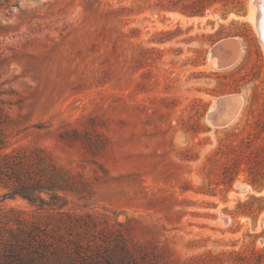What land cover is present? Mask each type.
<instances>
[{"label": "rangeland", "instance_id": "obj_1", "mask_svg": "<svg viewBox=\"0 0 264 264\" xmlns=\"http://www.w3.org/2000/svg\"><path fill=\"white\" fill-rule=\"evenodd\" d=\"M251 5L0 0L5 150L45 149L83 190L65 208L126 222L167 264L207 252L206 264H264V51ZM225 96L231 119L218 125L208 115ZM10 206L31 211L0 200Z\"/></svg>", "mask_w": 264, "mask_h": 264}, {"label": "trees", "instance_id": "obj_2", "mask_svg": "<svg viewBox=\"0 0 264 264\" xmlns=\"http://www.w3.org/2000/svg\"><path fill=\"white\" fill-rule=\"evenodd\" d=\"M7 119L0 100V200L19 197L31 211L0 207V264H167L164 248L130 235L124 230L126 222L101 223L91 213L65 208L68 195L82 193L78 182L41 147L6 151L2 126ZM207 257L217 255L196 254L182 264H206Z\"/></svg>", "mask_w": 264, "mask_h": 264}, {"label": "water", "instance_id": "obj_3", "mask_svg": "<svg viewBox=\"0 0 264 264\" xmlns=\"http://www.w3.org/2000/svg\"><path fill=\"white\" fill-rule=\"evenodd\" d=\"M253 2L257 5V10L255 12V27H256V30H257L258 40L263 45V51H264V0H253ZM219 54H221V52ZM216 105H217V107L212 110L213 112H216V114L214 116L215 119L217 120L216 123L218 125H224L225 121H226V118L221 113L222 110H220V111L218 110L217 111V108L219 106V102ZM212 111L210 112V115H212ZM210 119L212 121L214 120L212 118H210Z\"/></svg>", "mask_w": 264, "mask_h": 264}, {"label": "bare ground", "instance_id": "obj_4", "mask_svg": "<svg viewBox=\"0 0 264 264\" xmlns=\"http://www.w3.org/2000/svg\"><path fill=\"white\" fill-rule=\"evenodd\" d=\"M256 10H257V5L253 2V0H252V5H251V11L252 12H256ZM256 29V28H255ZM231 42L230 41H224V40H222V41H220V42H217L216 44H214V46H213V48H212V50H211V52H210V56L212 57V62L213 63H215V64H221V62L219 61V59H216L217 57L215 56V54H216V50H219V49H221V48H223V47H229L231 44H230ZM237 52V51H236ZM209 56V58H211ZM225 65V64H224ZM220 66V65H219ZM221 67V66H220ZM226 95V94H225ZM228 95V94H227ZM233 97V96H232ZM232 97L231 96H225V97H220V99H218V100H216V102H214L213 103V109H215L216 107H217V103L219 102V106H218V108H217V111H218V109L221 107V106H223V104H225V103H229L230 101H231V99H232ZM219 98V97H218ZM235 100H236V98H235ZM237 102H239L238 100H236ZM232 102H233V99H232ZM231 103V102H230ZM232 105H233V103H232ZM225 106V105H224ZM223 106V107H224ZM237 106V105H236ZM239 106V105H238ZM226 107V109L229 107H227V106H225ZM225 107L223 108V109H225ZM231 107V106H230ZM229 107V108H230ZM212 108H211V111L213 110ZM220 110V109H219ZM237 110V109H236ZM210 111V110H209ZM210 111V112H211ZM228 111V110H227ZM229 111H230V109H229ZM226 112V111H225ZM231 112V111H230ZM230 112H228V113H230ZM234 112H235V110H234ZM222 113H224V111L222 110ZM227 113V112H226ZM228 113L226 114L227 116H228V118H227V120H230L231 119V116L229 117V115H228ZM215 114H216V112H213L212 111V115H208V117H209V119L210 118H213V116H215ZM225 114V113H224ZM223 114V115H224ZM232 114V113H231ZM211 116V117H210ZM235 116V115H234ZM225 118H226V116H224ZM215 118V117H214ZM213 118V119H214ZM215 120V119H214ZM226 120V121H227ZM212 121V120H211ZM217 122V121H216ZM216 124V123H215ZM226 124V123H225Z\"/></svg>", "mask_w": 264, "mask_h": 264}]
</instances>
